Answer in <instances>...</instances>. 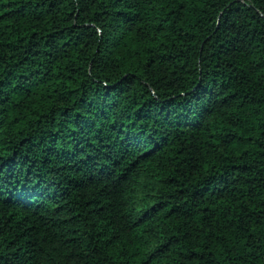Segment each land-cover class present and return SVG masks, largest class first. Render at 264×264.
Segmentation results:
<instances>
[{"label": "trees", "instance_id": "obj_1", "mask_svg": "<svg viewBox=\"0 0 264 264\" xmlns=\"http://www.w3.org/2000/svg\"><path fill=\"white\" fill-rule=\"evenodd\" d=\"M0 264H264V0H0Z\"/></svg>", "mask_w": 264, "mask_h": 264}]
</instances>
